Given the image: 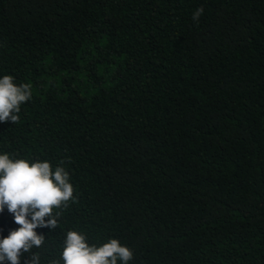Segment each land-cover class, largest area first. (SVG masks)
Returning a JSON list of instances; mask_svg holds the SVG:
<instances>
[{
	"label": "trees",
	"instance_id": "16d2710c",
	"mask_svg": "<svg viewBox=\"0 0 264 264\" xmlns=\"http://www.w3.org/2000/svg\"><path fill=\"white\" fill-rule=\"evenodd\" d=\"M4 75L32 95L0 154L74 189L40 264L68 230L128 264H264V0H0Z\"/></svg>",
	"mask_w": 264,
	"mask_h": 264
},
{
	"label": "clouds",
	"instance_id": "9594fccd",
	"mask_svg": "<svg viewBox=\"0 0 264 264\" xmlns=\"http://www.w3.org/2000/svg\"><path fill=\"white\" fill-rule=\"evenodd\" d=\"M203 14L198 8L192 15L195 22ZM31 86L27 83L17 86L11 75L0 77V122L18 121L20 105L31 99ZM61 161L54 170L48 161L12 159L8 153L0 154V211L6 207L19 225L9 235L0 238V264H21V258L28 255L24 264H40V256L33 248L44 245L45 237L34 231L37 227L55 229L60 212L53 209L67 208L73 199V185L69 172ZM47 217V219H45ZM133 252L111 238L100 246L89 244L83 233L68 230L58 259L48 264H128Z\"/></svg>",
	"mask_w": 264,
	"mask_h": 264
}]
</instances>
